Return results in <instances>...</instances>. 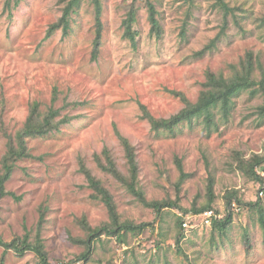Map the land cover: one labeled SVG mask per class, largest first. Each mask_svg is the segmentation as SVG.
I'll return each mask as SVG.
<instances>
[{
    "label": "rangeland",
    "instance_id": "374dc122",
    "mask_svg": "<svg viewBox=\"0 0 264 264\" xmlns=\"http://www.w3.org/2000/svg\"><path fill=\"white\" fill-rule=\"evenodd\" d=\"M6 1L0 0V169L7 135L23 127L34 100L43 112L59 109L57 119H74L28 140L31 156L17 162L9 194L0 198V236H27L30 243L40 236L50 264H264L258 211L264 209V163L255 166L262 180L249 171L252 161L264 157V96L245 90L228 119L217 110L218 125L210 129L200 118L157 131L146 116L170 118L187 101L196 102L207 71L230 77L249 51L260 77L264 0H224L229 12L217 0H149L159 36L151 30L147 0H99L103 32L95 59L93 0L80 1L68 36L58 30L50 37L47 31L68 0H20L11 10ZM133 3L136 47L122 24ZM121 136L136 148L145 198L175 204L159 215L97 164L95 155L103 157L108 148L129 174ZM82 162L112 192L121 221L147 224L141 232L89 239L87 224L99 227L110 216L93 198ZM211 196L212 208L224 215L228 197L237 199L227 228L180 227L179 213L194 212ZM256 201L258 206L247 205ZM36 261L33 251L21 256L0 245V264Z\"/></svg>",
    "mask_w": 264,
    "mask_h": 264
},
{
    "label": "trees",
    "instance_id": "16d2710c",
    "mask_svg": "<svg viewBox=\"0 0 264 264\" xmlns=\"http://www.w3.org/2000/svg\"><path fill=\"white\" fill-rule=\"evenodd\" d=\"M81 0H68L63 6V13L60 18L52 23L47 31V37H50L58 30H62L64 36H68L71 31V19L72 13L76 11V7L80 5ZM95 3V21H96V36L94 39V49L93 58L95 59L99 52V46L101 44L103 23H102V5L99 0H93ZM137 1V0H135ZM218 4L229 12V7L224 0H217ZM20 0H7L6 7L11 10L13 7L17 6ZM132 4L129 9L127 16L124 18L122 24L125 28L124 36L129 38L134 47L137 45L138 32L134 30V23L137 18V10ZM147 6L149 11V20L151 23V30L158 36L161 33L160 22L157 18V11L154 4L147 0ZM11 13V12H10ZM203 50L198 54H202ZM240 68L235 67L234 74L230 77H226L223 74H217L213 71H207V81L205 82V90H203L196 102H186V106L182 108L179 112L172 115L170 118H156L146 112V116L149 117L153 130L166 129L174 131V129L180 124L187 122L192 124L195 120L200 118L204 119L206 126L210 129L211 126L218 125L216 121L217 110L219 109L221 115L224 119H228L229 115L235 105V99L245 90H249L252 95L260 94L264 96V68H261V76L257 77L255 75L256 64L254 62V53L249 51L247 57L240 62ZM184 98V96H183ZM59 109L51 107L47 112H43L41 109V104L39 101L34 100L31 104L29 114L24 122V125L19 129L15 135H7V152L2 158V167L0 169V198L9 194L7 191V182L11 179L14 169L19 160L31 156L28 140L31 138H39L48 135L54 131H58L62 125L71 122L74 117L70 115L62 116L60 119L56 118L59 115ZM260 114L264 116V105L260 107ZM121 143L125 151L127 158V165L129 174H123L108 148H105L101 155H95V159L99 167L112 174L119 182L125 185L128 190L133 193L141 202L145 205L154 207L157 214L159 215L165 206H173V203H164L159 201L150 202L145 198L143 191L138 186L139 177V163L136 153V148L131 142L125 138L120 137ZM264 163V157L257 158L255 161L250 163V174L255 175L258 179H263L260 175L255 172V166ZM264 166V165H261ZM182 170V165H179ZM81 172L84 174L88 186L93 190V198L100 199L107 207L110 216V221L104 223L99 227L92 228L87 223V229L89 231V239L96 238L102 233H107L110 235H115L117 237H122L126 232L133 231L134 233L141 232L146 223L134 224L129 221H121L120 214L117 209V204L115 202L112 192L104 185V183L97 178L93 172L84 164L81 163ZM212 198L210 197L208 203L202 207H193L194 213H200L207 209L212 208ZM237 200L233 199L231 196L227 199V213L220 218H214L211 226L215 229L224 231L227 226L233 220V208L232 203ZM258 202H249V206H258ZM238 203L242 204V201L238 199ZM217 211V210H216ZM260 220L264 228V209L260 208ZM219 212V211H217ZM186 214V213H185ZM181 217V216H180ZM184 218L181 217L180 227H183ZM87 222V221H86ZM184 228V227H183ZM247 235V234H246ZM177 239V243L180 241ZM248 243L249 238L245 236ZM91 241V240H90ZM0 245L5 248V251L9 249H14L19 255H24L27 251H33L38 257V261L33 264H50L48 259V253L44 248L40 236L36 243H30L27 236L15 237L11 241H6L0 236ZM250 245V244H249ZM89 252L81 256V258H87ZM78 261V260H73ZM66 264V263H65Z\"/></svg>",
    "mask_w": 264,
    "mask_h": 264
},
{
    "label": "built area",
    "instance_id": "2783aa9c",
    "mask_svg": "<svg viewBox=\"0 0 264 264\" xmlns=\"http://www.w3.org/2000/svg\"><path fill=\"white\" fill-rule=\"evenodd\" d=\"M235 204V202H233ZM232 203V204H233ZM234 207L236 206L233 205ZM179 216L183 217V227H194L196 224L211 225L214 218L223 217L224 214L217 212L215 209L210 208L200 213L189 212L186 214L179 213ZM66 264H81L80 261H71Z\"/></svg>",
    "mask_w": 264,
    "mask_h": 264
}]
</instances>
